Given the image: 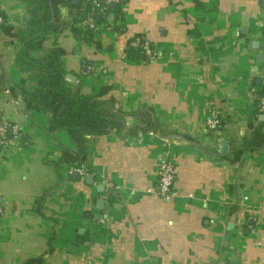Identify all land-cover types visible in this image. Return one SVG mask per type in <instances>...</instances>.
Segmentation results:
<instances>
[{"label": "crops", "instance_id": "obj_1", "mask_svg": "<svg viewBox=\"0 0 264 264\" xmlns=\"http://www.w3.org/2000/svg\"><path fill=\"white\" fill-rule=\"evenodd\" d=\"M0 11L16 28L29 20L22 0H0ZM109 15L92 44L65 30L44 47L64 50L72 90L108 86L104 99L125 114L151 109L159 131L88 137L78 178L57 165L74 151L69 137L49 134L46 115L7 91L25 75L14 66L18 44L0 31V119L22 133L17 153L0 161V264H264V154L224 158L250 122L264 121V0H121L116 20ZM138 36L153 60L126 55ZM214 111L221 128L207 133ZM136 123L125 117L126 129ZM162 157L176 173L169 201L153 194Z\"/></svg>", "mask_w": 264, "mask_h": 264}, {"label": "trees", "instance_id": "obj_2", "mask_svg": "<svg viewBox=\"0 0 264 264\" xmlns=\"http://www.w3.org/2000/svg\"><path fill=\"white\" fill-rule=\"evenodd\" d=\"M22 1L28 8L29 20L21 27L8 24L6 15L0 11V31L10 42L15 41L18 44L13 59L14 66L25 75L17 86L8 87L7 91L13 99H20L27 109L46 115V131L49 134L63 132L72 141L74 151L63 150L57 165L65 164L69 169L82 168L89 152L88 137L103 136L112 131L122 137L159 131L158 122L151 109L125 114L116 108L113 98L104 99L111 90L108 86L102 87L97 95L83 94L79 88L72 90L65 81L67 72L63 63L64 50L60 47H44L47 36L65 30L71 31L88 42L87 44H92L94 32L76 27L78 22L91 13L89 4L83 0H77L74 4L72 0ZM63 8L67 9L68 18L62 17ZM120 8L121 2L110 6L107 15L113 14L116 20ZM106 16L97 14L96 24L104 23ZM139 38L142 42H147L142 37ZM126 55L134 61L151 60L146 56L144 46L131 47L128 43ZM126 116L136 117L138 123L126 129ZM255 120L256 124H248L249 136L242 138L224 158L240 162L245 154H264V121H259L257 117ZM181 137L190 139L185 135ZM39 261L40 258L31 259L27 264Z\"/></svg>", "mask_w": 264, "mask_h": 264}, {"label": "built area", "instance_id": "obj_3", "mask_svg": "<svg viewBox=\"0 0 264 264\" xmlns=\"http://www.w3.org/2000/svg\"><path fill=\"white\" fill-rule=\"evenodd\" d=\"M85 3L91 6V13H89L84 19L76 24V27L83 31H93L98 29V25L95 21V16L98 14L105 17L108 13L110 6L120 3L121 0H83ZM96 14V15H95ZM2 19L0 18V24ZM264 31V20H263ZM131 47L144 46L146 56L153 60L154 49L150 48L148 42H142L139 37H135L129 42ZM17 103V100H16ZM260 108L264 111V100L260 101ZM221 127L218 119L217 112H212V115L206 119L204 123V131L207 133H217ZM22 133L18 124L10 122L5 119H0V161L6 160L14 156L21 144ZM78 173L80 176H86L87 173L83 168L70 169L69 173ZM176 177L175 168L173 164L166 158L162 157L158 169H157V185L153 194L165 201H169L173 198V183ZM6 210L2 206L0 200V219L5 215Z\"/></svg>", "mask_w": 264, "mask_h": 264}, {"label": "water", "instance_id": "obj_4", "mask_svg": "<svg viewBox=\"0 0 264 264\" xmlns=\"http://www.w3.org/2000/svg\"><path fill=\"white\" fill-rule=\"evenodd\" d=\"M77 0H72V3L74 4ZM108 19L111 21L113 20V16L112 15H109L108 16ZM256 61L258 64H263L264 63V55L263 54H257L256 55ZM261 74L264 75V68H262L261 70ZM65 81L69 84H74L76 82V77L73 76V75H70V74H66L65 76ZM257 83H260V80H257ZM220 152L221 153H226L227 152V146H226V142H222V145H221V149H220ZM73 177L74 178H78V173L74 172L72 173ZM85 181L89 184H92L93 182V178L91 176H87ZM99 190H102V187L101 186H98ZM100 205V208L102 209L104 207V200H99L97 202V205ZM95 219H99L98 216H95ZM227 236H228V233H227Z\"/></svg>", "mask_w": 264, "mask_h": 264}]
</instances>
